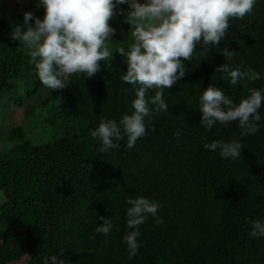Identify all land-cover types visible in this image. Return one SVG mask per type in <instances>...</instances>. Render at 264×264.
I'll return each mask as SVG.
<instances>
[{"label": "trees", "instance_id": "trees-1", "mask_svg": "<svg viewBox=\"0 0 264 264\" xmlns=\"http://www.w3.org/2000/svg\"><path fill=\"white\" fill-rule=\"evenodd\" d=\"M23 12L0 14V264L26 257L25 264H41L42 256L61 249L71 264H264V238L251 237L246 220L264 218V102L260 130L244 137L236 122L203 130L196 111L209 84L236 102L247 87L264 88V78L230 86L213 71L228 63L264 73V0H255L242 18H230L217 46L197 45L183 61L186 75L165 88L167 112L150 123L146 118V133L133 147L118 140L107 152L90 131L102 119L118 120L135 98L133 86L119 78L124 57L115 53L132 42L130 26L121 15L111 18L112 55L98 62L101 69L91 78L75 74V83L73 74L53 91L10 38ZM222 47L233 56L225 59ZM233 137L244 145L236 160L202 147L205 140ZM137 196L160 203L163 223L149 216L139 226L142 246L129 258L122 241L125 201ZM101 216L120 231L95 233Z\"/></svg>", "mask_w": 264, "mask_h": 264}, {"label": "clouds", "instance_id": "clouds-1", "mask_svg": "<svg viewBox=\"0 0 264 264\" xmlns=\"http://www.w3.org/2000/svg\"><path fill=\"white\" fill-rule=\"evenodd\" d=\"M254 3L255 0H36L35 6L43 9L42 18L31 11L23 12V23L14 24L9 35L30 57L29 63L34 65L40 83L56 91L66 87L67 78L73 74L93 77L101 69L98 62L112 55L107 42L113 41L115 29L108 21L114 10L118 11L130 26L132 38L127 50L124 47L115 50L124 57L127 66L119 78L133 86L135 98L118 120L102 119L90 131L99 143L100 152H107L119 147L114 141L126 139L127 147L131 148L145 135L146 118L150 123L153 115L167 112L163 94L165 88L186 75L183 61H188L197 45L217 46L225 38L229 19L250 13ZM120 5H127L129 10L119 9ZM220 54L226 59L234 52L222 47ZM213 71L227 76L230 86H246L264 78V73L242 64L224 63ZM151 89H156L155 94L147 96ZM246 91L247 95L239 102L215 84L201 91L196 111L201 113L199 123L203 130L236 122L239 137L256 134L261 128L259 109L264 102V88L247 87ZM174 135H179V130ZM202 147L231 160L240 158L244 150L238 137L205 140ZM125 203L128 207L122 241L131 258L142 246L138 240L139 226L149 216L157 224L163 223V218L157 215L161 205L156 200L137 196L128 197ZM97 219L102 223H97L95 233L107 236L113 230L120 231L111 217ZM246 220L249 235L264 238V218ZM41 264L71 262L61 249L42 256Z\"/></svg>", "mask_w": 264, "mask_h": 264}, {"label": "rangeland", "instance_id": "rangeland-1", "mask_svg": "<svg viewBox=\"0 0 264 264\" xmlns=\"http://www.w3.org/2000/svg\"><path fill=\"white\" fill-rule=\"evenodd\" d=\"M36 0H0V14L3 16L9 17L13 13H22L24 11H31L35 16L40 18V11L43 9L42 8H37L35 6ZM19 5V6H18ZM121 6H126V8H122ZM119 9H122L123 11H127L128 6L127 5H120L118 6ZM118 11L114 10V15L112 19L114 20L115 18L118 17ZM6 17V18H7ZM5 18V17H3ZM191 58V57H189ZM76 81V75H73V82L75 83ZM4 112H1L0 110V115H4ZM29 257H26L24 260L20 262H16L13 264H25L27 262Z\"/></svg>", "mask_w": 264, "mask_h": 264}]
</instances>
